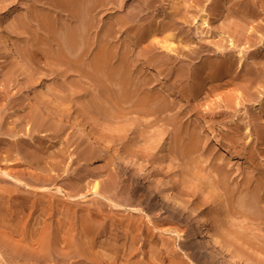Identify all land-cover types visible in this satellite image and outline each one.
<instances>
[{
  "label": "bare ground",
  "instance_id": "obj_1",
  "mask_svg": "<svg viewBox=\"0 0 264 264\" xmlns=\"http://www.w3.org/2000/svg\"><path fill=\"white\" fill-rule=\"evenodd\" d=\"M29 1L24 0V2ZM32 1L35 4L34 5L33 3H31V7L32 9H34V12L35 10L39 9L40 11L41 9L39 8L38 3H41L40 5L47 4L50 8H52V10H56V23H53L50 18L46 19V17H42L41 13V15H38L39 19L41 18L42 20L41 23L43 24V27H45L46 32H52L53 29H55L57 33L58 31H60V33L62 34V37H60L59 41H57L59 43L56 42L57 45H59L57 46L58 48H56V52H54V54L56 53V72L59 70V68L62 69V67L65 66L69 72L78 74L80 73L82 77H89L91 82L92 80H94L95 84L97 82L96 85L98 88L95 87V89L99 90V94L96 90L98 97L95 96L96 99L92 98L95 99L94 105L91 103L96 112H98L97 109H99L103 114L107 112L109 113V109L108 107H106L109 102L112 104L111 106H116V104L119 105L123 102L125 103V105H128L122 106L124 111L131 113V110L134 109L139 110L143 113L151 114L150 116H153L152 114H156L158 116V122L160 120H164L163 123L166 122V124L168 125L167 127L171 131L170 147L172 148V150L180 152L185 158L189 156L191 158V161H194L198 160L197 153H199L201 148L203 147L204 153H207V155H212V163L210 167L212 169V172H216L217 174H219V177L222 178L220 180L224 182H227V180L231 178V170L228 169V166L232 164L230 162L234 161L229 158L230 156L228 154L227 155L229 157L226 156V152H221L218 150V146L216 143H218L220 140H217L218 142L210 144L211 139L206 134V136L204 135V132L207 128L204 124L206 122V119L212 120L213 126H215L219 120L221 122L230 121L231 125L227 124L228 129H226L225 138L226 140L228 139L235 148H237L236 151L239 152L237 153L238 156L242 157L244 155V157H246V155L248 154L246 158V164L249 166L246 167L245 165V168L243 167V177L241 179L236 178L235 188L231 187L230 184H228V187L224 186L226 192L228 193V201L232 208L236 207V209H245V212L253 218H251L252 220H256L258 222L261 221L264 224V172L262 170V163H260L261 159L264 160V155H261V159L259 158V156V160L257 158V156L262 152V148L260 150V148L258 147H256L255 149L253 147V149L250 150V148H247V146L249 145H245L244 147H242L241 144L243 143V141L246 142L247 140V142H249L248 139H250V142H252V135L250 132V129L252 127L250 128L248 124H243V117L237 118L238 116H234L236 117L235 120L234 118L231 119L232 116H228V111L229 109L231 110L233 105L237 104L240 106V104H242V106H245L243 104H245L246 102H250V112L257 113L259 117L256 116L257 118H255H259V120L261 118V120L264 121V94L260 93L257 88L256 90L253 89L255 91L252 92L251 89L249 93L250 95H247L246 93L247 96H245L243 101H239L238 99L234 98V96L226 95V97L223 99V101L225 102L224 105H226L225 109H217L211 104L209 107H205V109L203 108L204 105L207 104L208 98L221 87L230 85L232 83L244 82L246 88L248 87L250 89L251 86H254V83L261 81V76L264 73V68H259L258 66L264 65V44L262 45V48L259 46V49H256V51L258 50V52L250 56V59L245 62L243 58L246 57L247 54L243 53V48L241 49V47L238 46V44L233 40H235L236 38L238 43H242L244 41L243 35L247 33L246 30L249 26L248 23L250 21L256 20L262 21V19H264V0H242V3L240 4L241 6L239 5V8L238 6L237 8L236 6H232L234 1L233 3H231L232 1L230 0H224L225 3L223 5H220V7H224L223 9H226L229 6V8L227 9V16H236L235 18L236 20H238V26L234 30L235 37L234 39H231L229 47H227L226 44L223 43L220 39L223 38V34L226 30L228 31L229 28L232 29V26L230 24L231 22L225 23L226 25L222 24L223 26L222 28H220V26L212 24V20H208L203 13L204 16L201 15L203 23L198 25L194 30L192 29V26L194 24L186 23L191 25L189 29L187 28L188 30H192V32L189 33L188 30H185L186 28L182 27V24L184 23H181V18L178 17V15L182 13L180 10L181 8L174 5H167V7L161 9V4L158 3L159 0H145L143 4L138 2V0H133L131 3H127L126 0ZM226 3H228V6ZM116 4L117 6L118 4H120L118 8L120 7L119 9L123 10L119 11L117 9V12L114 11L115 13L111 12L110 14L109 8L113 6L117 7ZM158 4L160 5L158 9L161 10L157 13H155L156 9L153 10L155 11V14H152L151 16L150 12H152V9L150 8ZM225 4L227 7L225 6ZM46 8L48 9V6ZM217 9L219 11L218 7ZM221 10L222 9H220V11ZM50 11L51 10L48 9V13ZM106 12L109 15V17L107 15V18ZM29 14H31V12H29ZM210 16L213 17L212 15ZM26 17H28V15ZM217 17H213L216 23L218 20H220V18ZM237 17L239 18L237 19ZM19 21L21 22V20ZM55 26L56 28H54ZM124 31L127 32L126 38H124V36L122 35ZM252 32H249L250 34L247 33L248 38L246 37L248 39L247 43L250 44H253L255 42L257 43L259 41L256 39V37H254ZM159 34H161L163 37L160 38ZM262 38L263 36H261V39ZM198 39L204 40L203 42H206L201 43ZM260 43H262V41ZM238 49L240 50L239 56L238 53H236V51L238 52ZM40 51L41 50L36 46L35 49H32L30 51L29 55L33 58H36L38 57L37 55H39L38 53ZM173 52L176 53V56L180 57H184V55L182 56L181 54L186 53L193 57L194 55L197 56L198 54H206L208 58L204 61L203 64H201L200 67H198L199 69L195 68L196 70H192V72L188 73L186 71V68L184 67V62H182L183 59H180L179 57L173 55ZM218 52L220 53V55H218ZM0 53V56L4 59L9 55L17 56L20 62H23V60L26 61L28 56H26V59L24 57L22 58L21 53L18 51L17 47H15L11 37L7 33H3L1 36ZM254 57L256 58V60H251ZM58 63H60L61 65L63 64L62 67ZM58 65H60V67H58ZM253 65L257 66L253 67ZM86 67L90 69L89 72L86 71ZM192 67L194 66H191L190 68L192 69ZM66 69L63 70V72L66 71ZM61 71L59 73H61ZM66 73L68 72L66 71ZM66 75L67 74H64V77ZM80 75L78 76L81 77ZM162 75L164 76V78L161 80L159 77ZM74 76L75 75H73V78ZM70 77L71 76H69V78ZM26 78L28 79L29 77ZM23 79H25L24 76ZM27 79L24 81L26 83L21 84V91L23 92V94L29 95L32 100L31 103L26 105L31 109V119L37 125V128L35 127L34 132H36L38 137H41L43 139L47 132L53 131L54 129L53 133H56V138H63L65 136L66 129L73 128L77 136L85 144L84 148L79 147V145L77 148L83 152V155L86 158L93 159L94 157H97L102 160L104 158L106 159V157H109L114 161V164H112V166L115 167L117 173H119V176L122 177V180L120 177L119 178L120 182L124 183L121 184V189L123 190L122 195H125V197L122 203L109 198L106 195H102L107 199V203L109 202V205L112 206L111 207L107 205L108 207H111L112 210L123 209L124 213L136 211L139 214H143V212L145 211L144 207H135L130 203L136 201L139 197L144 195L146 197L144 199L145 202L148 201L147 204L149 209H166L165 211L169 212L171 217L175 218H181L182 214H187V211L182 204L184 200L180 195L177 194L174 187L171 188L168 192H165L164 190L163 192L161 189H159L157 185L158 182H155L152 179L149 180V187L148 185L146 186V184H144L145 182L143 180L145 178L142 174L145 173H141L142 171H140L141 169H139L138 167V164L140 163L137 159L138 156L136 155L134 157V155L131 154H136L139 146H136V148L131 146L121 148L119 147L121 145L117 146V144H119L118 141L120 140H117V142H115L116 144L112 143L114 142L112 141V139L114 140V138L111 139L110 136H107L106 134H108V132H105L104 128H102L101 122L104 120L102 116L99 113L97 114V116L99 115V117L101 116L102 118L101 122H98L99 120L96 118L97 116H92L90 112L91 110L87 109L92 105L87 106L86 109L85 107L83 108V111H81V114L83 115H77L76 118H72V114L64 104V92L66 89V95L68 96L73 89V85H71L72 89H70V86L69 88H63L64 90L62 94L60 93L62 91H59V94L58 96L56 95L55 99L49 92V90H46L42 82L37 81L35 90H33L31 88L32 85L30 86L29 83L30 80ZM0 80L2 79L0 78ZM154 80L157 81V84H159V86L156 85V82ZM195 80L200 81L196 83ZM86 81L88 82L89 80ZM90 81L88 83H90ZM78 82L80 83L81 81ZM76 86L77 85H75V88ZM94 86L92 89H94ZM92 89L90 90L92 91ZM40 91H45L46 95H40ZM82 91L79 92V95L80 93H82ZM239 95L241 96L242 94L240 93ZM74 99L78 100V98ZM68 100L69 99L67 97V101ZM103 102H106V105L102 104ZM84 103L86 102L84 101ZM214 104H217L221 107L223 106L222 103L218 101H216ZM239 110L240 109H238V111ZM8 113L10 114V116H12L14 110L9 111ZM93 113L95 114V112ZM111 114L115 115L114 113ZM211 114L213 115L211 116ZM106 117H108V115H106ZM252 117L254 118V116ZM108 118L111 119V117ZM251 118L249 117L250 120ZM255 118L252 119L254 121V124L256 123ZM22 121L23 120L17 118L15 124L11 125L9 119L2 118L0 120V134L9 135L11 137H15V139L18 140V138L16 137L22 136L20 134V131L22 132L23 129ZM54 122L56 123V126L53 128V125L55 124ZM110 128L111 127L107 129ZM113 129L114 128H111V131ZM42 130H46L47 132L39 136L40 134L38 133H40V131L41 133H43ZM261 130L263 131V129ZM113 133H116L115 130L113 131ZM261 136H257L259 140L264 139V137ZM71 137L72 135L69 134V136L67 137L68 143L75 141ZM113 137H115V135ZM123 139L125 140V138ZM226 140L225 142H227ZM76 141H78V139H76ZM261 142L263 141H260V143ZM78 143L81 144V142L79 141ZM204 143L205 145H208H206L205 147L203 146ZM48 144H44L42 140H39V143L36 144H28L19 143L16 141L6 143L2 139H0V151L2 153H5V158L3 159L4 162L2 163V161L0 160V224H2L7 230L6 231L0 229V245L3 248L9 247V250L10 248L12 249V252L14 254H11L10 260H21L18 258L24 257L25 254L23 255L22 250L11 246L6 240L7 236L13 238L15 234H18L23 235L25 238L33 239L34 237H37V234H42V241L38 238L42 244L41 249L42 251H44V253L47 254V256H51L52 250L56 249V263H64L65 256L68 255V253L72 249H75V251L81 258L77 262V264H118L117 260H119L118 254L121 251V246L127 244L129 253L126 257L127 259L121 262V264H142L140 258L136 256V243H134L133 240L130 242L128 240L127 242L125 240H122L115 234H110L105 238L98 239L96 237V230L92 225L97 224V220H104L111 221V224H123L128 228H139L140 226L138 224H142L141 221L127 215H122L120 217H116V215L115 217L111 216L110 218H106V214L104 212L105 205L100 201L97 202L96 208H79L81 221L79 223H76L74 218H76L77 216L74 215L78 214L77 207L79 206V198H81V196L78 197L70 193L68 194L67 190L65 191V188L57 185L56 183L55 197L53 196V194L49 193L50 190L47 191V185V187L45 185H39L41 183L51 181L52 175H43L38 171L30 170L33 165L32 162L29 163V161V168L27 166L28 164L25 165V163L22 164L21 162H14L9 164L6 162L8 158L13 157L16 153L21 154V151L29 157L37 158L38 154L35 148H40V150L44 153H50L49 156L53 159L52 161L56 163L57 167L62 165L65 160L67 146L60 147L56 150L51 151V146H49ZM239 147L241 149H238ZM234 152L232 155H234ZM148 154L149 157L150 153ZM197 163L198 162L196 161V165L194 164V169L200 168ZM133 183L137 184L138 186L134 185ZM222 184L225 185L223 182ZM82 185H80L79 187L81 188ZM93 186L95 187V192L99 193V182L95 181ZM23 188L26 189L24 190ZM58 193H61V195L62 193H64V196L67 197L60 198L58 196ZM84 196L85 195H82V197ZM217 200L215 203V210L213 208L215 214L212 216L211 213L203 210L201 223L200 220L197 219V217H193L192 215L188 216L187 224H190L193 230L191 233H189L190 238L186 243L189 244V247H192L193 249H198V247H200L203 242L209 245H211V243H214L217 249H220L223 253H226L229 256L228 260L231 263L238 262L239 256H242L241 258L249 262V258L247 257L248 254L245 255V252H243L242 254L243 250L240 251V248H238L237 245L226 242V240L224 239L226 238L224 237V232L222 231V229L218 230V227H216L215 224H225V221L223 219L225 213L222 207L223 204L221 203V205L217 202ZM55 202L56 208L54 207ZM237 211L239 210H236L235 212ZM72 216H74V218H72ZM55 218L56 237L54 240V238L52 237V224H54ZM69 224L83 225L80 229L74 230ZM196 224H202L203 231L206 232L209 239H202L203 233L200 230V227H198ZM177 235L181 238L183 234L180 231H177ZM149 243H151L152 257L160 260V262L164 264L166 262V259L163 251L166 250V248H170V244L167 241L161 243V246L160 244L155 245L156 243L153 241H150ZM20 249H33L34 252H37L34 247H31L28 244L21 246ZM101 250L103 251V253L101 252ZM194 253L196 255L201 254L200 250L194 251ZM260 259L262 260L263 258ZM29 260L32 261L33 264H35V260L30 259V257L28 261ZM215 261H213L212 263H214Z\"/></svg>",
  "mask_w": 264,
  "mask_h": 264
},
{
  "label": "rangeland",
  "instance_id": "obj_2",
  "mask_svg": "<svg viewBox=\"0 0 264 264\" xmlns=\"http://www.w3.org/2000/svg\"><path fill=\"white\" fill-rule=\"evenodd\" d=\"M11 1L10 0H7V1H4V0L1 1L0 0V2H1V4H0V35L2 36L3 33H7L11 37L15 47H17L18 51L21 53L22 58L24 57L26 59L27 55L29 57L27 56L28 60L26 59V61L23 60V62H20L18 57L14 56V55L13 56L9 55L5 59L0 56V75H1L0 78L2 79V80H0V93H1L0 94V120L2 118H7L10 120L11 125L15 124V121L17 118L23 120L22 121L23 122V129H22V132L20 131V134L22 136L16 137V138H18V140H16L15 137H11L9 135H1V134H0V139H2L6 143L16 141L19 143H28V144L29 143H35L36 144V143H39V140H42L44 142V144L49 143L48 145L51 146V148H50L51 151L56 150L60 147H66V146H67V151L65 154L64 162L62 163V165H60L58 167L56 166V163H54L52 161L53 159L49 156L50 153H47V152L44 153L43 151L40 150V148H35V150L37 151V154H38L37 158L29 157L21 151V154L16 153L13 157L8 158L6 160V162L9 164L14 163V162H19V163L21 162L22 164L25 163V165H27L28 161H29V163L32 162V165H33L30 168V170L38 171V172L42 173L43 175H50V176L52 175L51 181L41 183L39 185H41V186L47 185L48 186L47 191L50 190L49 193L53 194V196H55V197H56V183H57V185L65 188V191L67 190L68 194L70 193V194L78 196V197L81 196V198H79V201H80L79 206L77 207L78 208V214L74 215L77 217L74 218V216H72V218H74L76 223H79L81 221V215H80L79 208L80 209L82 207L96 208L97 202H100V201L102 203H104V205H105L104 212L106 214L105 215L106 218L107 217L110 218L111 216L115 217L116 215H117L116 217H120L122 215H127V216H130L132 218H135V219L141 221L142 224H138L140 226L139 228L138 227L137 228H135V227L128 228L127 226H125L123 224L122 225L121 224H111V221H104V220H97V224H92V225L94 226V229L96 230V233H97L96 237L98 239L105 238L106 236H109L110 234H115V235L119 236L122 240H125L127 242H128V240H129V242L133 240L134 243H136L135 244L136 256H138L140 258V260L142 261V264H163L160 262V260H157V259L152 257L151 243H149L150 241L155 242L156 243L155 245L160 244V246H161V243L166 242V241L170 244V248H166V250L163 251L164 255H165V259H166V262L164 264H240V262H241V264H260V263L264 264V260H263L264 259V224L261 221L258 222L256 220H252L253 218L250 217L245 212L246 211L245 209H243V210H242V208L236 209V207L232 208L229 204V201H228V193L226 192V189L224 188V186L228 187V184H230L231 187L235 188L236 187V184H235L236 178L241 179L243 177L242 172H243V169L245 168V165H246V167L249 166L246 164V158H247L248 154L246 153L247 154L246 157H244V155L242 157L238 156L237 153H239V152L236 151L237 148H235L232 145V143L228 139L226 140V138H225L226 129H228V125H231L230 121L229 122H221L219 120L218 123L216 122L217 124L215 123L216 125L214 124L216 126L215 127L212 125V120L206 119L205 120L206 122L204 124L205 127H207L205 132H204V135L206 134L211 139L210 144L211 143L213 144V143L218 142L220 140L218 143H216L218 146V150L221 152H226V156L229 155L230 157L229 156L228 157L234 161V162H230L232 164L228 166L229 167L228 169L231 170V174H230L231 178L228 179L229 181L227 180V182H224V181L220 180L222 178L219 177V174H217L216 172H212V169L210 168L211 163H212V155H207V153H204L203 147L201 148L200 152L197 153L198 157L197 156L196 157L198 160H194V161L193 160L191 161V158L189 156H187V158H185L180 152H177L176 150L175 151L172 150V148L170 147L171 146V136H170L171 131L167 127L168 125L166 124V122L163 123L164 120L159 119L160 121L158 122V116L156 114H152L153 116H150L151 114L143 113V112H140L139 110H134V109L131 110V113L124 111L122 106H128V105L127 104L125 105V103H123V102H122L123 104L122 103H120L119 105L116 104V106H111L112 104L110 102L108 103L109 105L108 104L106 105V102L102 103V104L106 105V107H108L110 114L108 112L105 114L108 115V117H111V119L106 117L105 114L101 113L100 112L101 110H99V109H97L98 112H96L93 105H94L95 99H96L95 96L98 97L97 95L99 94V92H98L99 90L95 89V87L98 88L96 85L97 82L95 84L94 80H92V79H91L92 80V82H91L89 77L88 78H85V76L82 77L80 75V73L78 74V73H74V72H69L66 69V67L65 66L62 67L63 64L61 65L60 63H58V64L61 65L62 69L59 68V70L56 72V68H57L55 65L56 64V62H55L56 61V53L54 54V52H56V48H58L57 46L59 44L57 45V43H59V42H57V41H59V38L62 37L61 36L62 34L60 33V31H58V33H57L55 29H53L52 32H50V31L46 32L45 27H43V24L41 23L42 20H41V18L39 19V16H38V15L42 14V17L44 16V17H46V19L50 18V20L53 23H56V21H55V19H56V12L55 11L56 10L55 9L52 10V8H50L49 5H47V4L46 5H43V4L40 5L41 3H38L39 8H41V9H40V11L38 9V10H35V12H34V9H32V7H31L32 6L31 3H33L32 0H30V1L25 0V1H29L30 3L24 2V0L23 1L22 0L21 1H18V0L15 1L14 0L12 2ZM132 1L133 0H130V1L126 0L127 3L128 2L131 3ZM141 1L138 0V2H140L142 4H143V2H145V0H141ZM230 1H232L231 3H233V1H234L232 6H234V7L236 6V8H237V6L239 8V5L242 3V0H230ZM243 1H248V0H243ZM168 2H170V3H168ZM27 3L29 4V6ZM158 3L161 4V7L158 4V5L150 8V9H152L151 10L152 12H150L151 16H152V14L159 12L162 8L167 7V5H172V6L174 5L176 7L181 8L180 10L182 13H180L178 15V17L181 18L180 22L184 23V24H182L183 26L182 25L181 26L186 28L185 30L189 29V27L191 26L190 25L191 23L194 24L192 26L193 30L195 28H197L198 25L203 23L202 16L205 15L208 20H212L211 21L212 24L218 25V26H220V28H222V26L225 23L231 22L230 24L232 26V29H230V28L228 29L226 27L228 29V31L226 30L225 33L223 34V38L220 39L223 43L226 44L227 47H229L231 39H234V37H235L234 30L238 26L237 25L238 20H236V18H235L236 16H232V15L227 16V13H228L227 9L229 8L228 3H226L228 7L225 4V6L227 7V8L225 7L226 9H223L224 8L223 6L220 7V5H223L225 3L224 0H159ZM119 5L120 4H118V6ZM47 6H48V9L51 10L49 13H48V9L46 8ZM116 6H117V4H116ZM118 6L117 7L113 6V7L109 8L110 14H111V12H114L117 9L119 11L123 10V9H119L120 7L118 8ZM159 7L161 9H158ZM217 7L219 8V11H218ZM211 8H215V9H211ZM127 9H131V8H127ZM220 9H222L223 11L222 10L220 11ZM153 10H155L156 12ZM41 11H43V12H41ZM18 12H19V14H18ZM29 12H31V14H29ZM205 12H206V14H205ZM26 13H28V14H26ZM203 13H204V15H203ZM27 15H28V17H26ZM107 15L108 14L106 12V18H107ZM210 15H212L214 18H216L218 15L217 18H220V20L223 22L218 20L216 23V21H214V18L211 17ZM36 17H37V19H36ZM108 17H109V15H108ZM221 17H223V18H221ZM8 18H10V19H8ZM150 18H152V17H150ZM182 18H184V19H182ZM238 18L239 17H237V19ZM19 20H21V22ZM47 21H49V20H47ZM143 21H145V20H143ZM250 22L248 23L249 26L247 27L248 29L246 30V32L248 34H250L253 31L252 34L259 41L257 43L255 42L253 44L247 43V40H248L247 39L248 38L247 33H246L247 35L246 34L243 35L244 41L242 43H238L236 38H235V40H233L238 44V46L241 47V49L243 48L242 49L243 53L247 54V56L243 58V60H245V62L250 59L249 58L250 56H252L254 53L258 52V50L256 51V49H259V46L262 48V45L264 44L263 43V41H264V19H262V21L256 20V21H250ZM186 23H190V24H186ZM260 26H261V28H260ZM54 28H56V26ZM255 30H258V31H255ZM188 32L190 33V32H192V30L190 29V30H188ZM260 32H261V34H260ZM126 33H127L126 31H124V33H122L124 38L127 37ZM160 35L161 34H159L160 38L163 37L162 35L161 36ZM255 35H257V36H255ZM1 36H0V43H1ZM261 36H263L262 39H261ZM198 40L201 43L206 42V41L203 42L204 40H200V39H198ZM224 40H226V41H224ZM260 40L262 41V43H260L261 42ZM36 46L41 51L38 53L39 54V55H37L38 57L33 58L29 55V53L32 49H35ZM239 49H238V52L236 51V53H238V56L240 55L239 53L241 50V49L240 50ZM175 54L176 53L173 52V55H175ZM257 54H259V53H257ZM181 55L182 56L184 55V57H180V56H176V55L175 56L179 57L180 59H183L182 62H184V67L186 68V71L188 73L192 72V70L194 71L196 69H199L198 67H200L201 64H203L204 61L208 58V56L206 54H203V55L198 54L197 56L194 55V57L190 56L186 53L181 54ZM218 55H220V53ZM187 56H189V57H187ZM251 60L254 61V60H256V58L254 57ZM60 65H58V67H60ZM191 66H194V67H192V69H191L190 68ZM255 66H257V65H253V67H255ZM258 67L264 68V65H260ZM65 69L68 73H66V71L63 72V70H65ZM89 70L90 69L88 67H86V71L89 72ZM31 71H33V72H31ZM60 71H61V73H59ZM64 74H67V75L64 77ZM73 75H75L74 78H73ZM78 75H80L81 77H79ZM23 76L25 79H23ZM25 76L29 77V78L27 79ZM69 76H71V77L69 78ZM65 78H67V79H65ZM155 78H158V77H155ZM159 78L162 80L164 78V76L162 75ZM26 79L30 80L29 83H30V86L32 85L31 88L33 90H35V87L37 85V81L42 82L43 85L45 86L46 90L48 89L49 92L52 94V96L55 99H56V95L58 96L59 91H62V92H60L62 94L63 90L65 88H67V87L69 88V86H70V89L73 88L71 93L69 92L70 94L68 96L66 95L67 90L65 89L64 95H65L66 100L63 98L65 101L64 104L68 108L69 112L72 114L71 115L72 118H76L77 115H83V114H81V111H83V108L85 107V109H86L87 106H90L93 104L92 106H90V108L88 107L87 109L91 110L90 112H91L92 116H95V115L97 116L98 113L102 116V118L104 119L102 122H101V119H102L101 116L99 117V115H98L97 117L96 116L95 117L99 120L98 122H101L102 128H104V131L108 132V134H106V135L110 136L111 139L114 138V140L112 139V141H114L112 143H115V142H117V140H120V141H118L119 144H117V146L121 145V146H119L121 148H126L129 146L136 148V146L137 147L139 146V149H138L139 151L137 150L136 154H134V153H131V154L134 155V157L136 155L138 156V158L136 157L138 159V161L140 162L138 164V167H139V169H141L140 170V171H142L141 173H145V174H142V175H144V178H145L143 180L145 182L144 184H146V186L148 185V187H149V182H150L149 180L152 179L155 182H158L157 185H158L159 189H161L162 191L164 190L165 192H168L171 188L174 187L177 194L180 195L184 200V202L182 204L184 205L183 207L186 209L187 214H182L181 218H179V217L175 218V217H171L169 212L165 211L166 209H164V210L153 209L152 210L150 208L151 209L150 210L148 207V204H147L148 201L145 202V200H144L146 198L144 195L141 196L142 198L139 197L136 201H133L132 203H130L131 205H134L135 207L136 206L139 208L144 207L145 211L143 212V214H141V213L139 214L136 211L124 213L123 209L112 210V208H111L112 206L109 205L110 204L109 202L107 203V199L104 198L102 195H106L107 197L112 198V199H114L118 202H122V203H123V199L125 197V195H122L123 190L121 189L122 188L121 184H124V183L120 182V178L122 180V177L119 176V173H117L115 167L112 166V164H114L113 163L114 161L109 157L108 158L106 157V159L104 158L102 160L100 158H97V157H94L93 159L86 158L83 155V152L77 148L78 145H79V147L84 148L85 144L77 136V134L75 133V130L73 128H67L66 132H68V133L65 132V136L63 138H61V137L56 138V133L55 134L53 133L54 129H53V131H49L50 133L47 132L46 130H42L43 133H41V131H40V133H38V134H40L39 136H41L42 134L47 132L46 135L44 137L42 136L43 139L41 137H38L36 132H34L35 127L37 128V125L31 119L32 118L31 109L29 108V106L27 107V105H26V104L31 103L32 100H31L29 95H27V94L25 95L21 91V84L26 83V82H24ZM82 79H84V80H82ZM86 80H89L91 84L88 83L89 81L87 82ZM78 81H81L82 83L81 82L79 83ZM154 81L156 82V85L159 86V84H157V81L156 80H154ZM199 81L200 80H197V81L195 80L196 83ZM65 82H66V84H65ZM59 83L62 86H60ZM71 85H73L72 88H71ZM75 85L78 86V89H77V86L75 88ZM80 85H82L83 87ZM253 85L254 86H251L250 89L248 87H247L248 88L247 89L246 86L244 85V82H242V83L239 82V83H232L230 85H226L224 87H221L218 90H216L214 92V94H212V96H210L208 98V102L206 105H204L203 108L205 109V107H209L211 104L213 107H215L217 109H221V108L225 109L226 105H224L225 102L223 101V99L226 97V95L234 96V98L238 99L239 101H243L245 96L250 95L249 93H250L251 89H252L251 90V92H252V91H255L257 88V90L260 93L264 94V73L261 76V81H258L256 83H254ZM93 86H94V89H92ZM60 88H61V90H60ZM90 89H92L93 92ZM253 89H255V90H253ZM80 90L81 91L83 90V91L79 95V92H81ZM96 90H97L98 94L96 93ZM2 91H3V93H2ZM85 91H88V92H85ZM40 92H38V93H40ZM240 93L242 94L241 96L239 95ZM246 93H247V95H246ZM43 94L46 95V92L42 91L40 93V95L44 96ZM76 94H77V96H76ZM67 97L72 102H70L69 100L67 101ZM74 98H76V99L78 98V100H75ZM92 98H95V99H92ZM84 101L87 104L84 103ZM216 101L221 102L223 106L221 107V106H218L217 104H214ZM74 102H75V104H74ZM71 103H73V104H71ZM236 105L237 104L233 105L231 110L229 109L228 116L229 115H230V117L232 116L231 119L234 118L235 120H236V117H234V116H238L237 118L243 117L242 118L243 124L244 125L248 124L250 126V128L252 127L250 129L251 130L250 132L252 135V137H251L252 142H250V139H248L249 142H247V140H246V142H244L242 140L244 144L241 142L242 143L241 146L244 147L245 145L246 146L249 145V146H247V148H250V150H252L253 147H254V149L256 147H258V148H260V150L262 148V152L257 156V158L260 156L259 158L261 159L262 158L261 155H264V139L259 140L258 137H260L261 135H262L261 137H264V121H262L261 118H260V120H259V118L256 119L257 117H259V115L257 113L250 112V110H251V108L249 107L250 102H246L245 104H243L245 106H242V104H240L241 107L239 105H237V106ZM238 106H239V108H238ZM238 109H240V110L238 111ZM13 110H14V113L12 116H10V114L8 112L13 111ZM116 110L117 111L119 110L118 111L119 113ZM135 111H136V113H135ZM93 112H95V114ZM238 112L241 114H239ZM111 113H114L115 115H113ZM122 113H123V115H122ZM212 115L213 114H211V116ZM114 116H116V117H114ZM252 116H254V118L257 116L255 118V122H256L255 124H254V121L252 120V119H254ZM104 117H106V118H104ZM113 117H114V119H113ZM117 117H119V118H117ZM148 117L151 119H149ZM249 117L250 118L252 117L251 120L249 119ZM111 120H113V121H111ZM259 121H261V122H259ZM54 123H52V124H54ZM161 123H162V126H161ZM165 125H166V127H165ZM255 125H257V126H255ZM55 126H56V123L53 125V128ZM158 126H161V127H158ZM105 127H106V129H105ZM109 127L114 128V129L111 131V128L107 129ZM261 129H263V131ZM114 130L119 135L116 133H113ZM258 132H260V133H258ZM69 134L72 135L71 138H73L75 141L68 143L67 137L69 136ZM114 135H115V137H113ZM123 138H125V140ZM76 139H78V141L81 142V144H79L78 141H76ZM257 139H258V141H257ZM126 140H128V141H126ZM225 140L227 142H225ZM260 141H263V142L260 143ZM206 145H208V144H206ZM206 145L204 143L203 146L206 147ZM254 145H256V146H254ZM240 147L238 149H241ZM226 148H227V150H226ZM228 150H229V153H228ZM233 152H234V155H232ZM148 153H150L149 157H148V155H149ZM138 154H140V155H138ZM4 155H5V153H2L0 151V160L2 161V163L4 162V160H3L5 158ZM140 156H142V157H140ZM151 156H152V158H151ZM147 158L148 159L150 158L151 160L150 159L148 160ZM259 158H258V160H259ZM196 161L198 162L197 165H199L200 168L194 169V164L196 163ZM260 163H262L261 164L262 170L264 172V165H263L264 160L261 159ZM29 165L30 164L27 165L28 168H29ZM141 166H143V167H141ZM113 168H114V170H113ZM151 177H154V178H151ZM75 179H76V181H75ZM95 181L99 182V193L95 192V187L93 186ZM221 181L225 185H223ZM134 183H136V182H134ZM231 183L232 184L234 183V184L232 185ZM80 185H82L81 188L79 187ZM134 185L138 186L137 184H134ZM170 185H171V187H170ZM130 186H131V184H130ZM178 192H180V193H178ZM82 195H85V196L82 197ZM58 196L60 198L67 197V196H64V193H62V195H61V193L60 194L58 193ZM226 196H227V199H226ZM98 199H99V201H98ZM195 199H197V200H195ZM141 200H142V202H141ZM199 200H200V202H199ZM216 200L218 203L223 204L222 207H223V211L225 212L224 218H223L225 221V224H215L216 227H218V230L222 229V231L224 232V235H225L224 237H226V238H224L226 240V242H228V243L230 242L231 244L237 245V247L240 248V251L243 250L242 254H243V252H245L244 253L245 255H247V254L249 255V256L247 255V257L249 258V262H247L245 259L241 258L242 256L241 257L239 256L238 262L231 263L228 260L229 256L226 253H223L220 249H217V247L214 243H211V245H209V244H206L203 242L202 245H200V247H198V249L197 248L193 249L192 247H189V244L186 243L187 241H189V238H190L189 233H191L193 230L191 225L187 224L188 223V216L192 215L193 217H197V219L200 220V223H201L203 210H206L208 213H211L212 216L215 214L214 210H215ZM55 201H56V199H55ZM107 205H109L111 207H108ZM54 207L56 208V202L54 203ZM213 208H214V210H213ZM236 210H239V211L235 212ZM55 216H56V214H55ZM48 225H50V224H48ZM69 225H71L72 229L75 230V229H80L83 224H69ZM196 225L198 227H200V230L203 233L202 239L203 240L209 239L206 232L203 231L202 224H196ZM221 225H223V226H221ZM0 229L6 230L2 224H0ZM52 231H53L52 237L55 240V237H56V218L54 220V224H52ZM177 231H180L183 234L181 238L177 235ZM17 235L18 234H15L13 236V238H10L9 236H7L6 240L11 246H14L15 248H17L19 250H22L23 255L25 254L26 257L24 256V257L18 258L21 260H15V259L10 260L11 254H14L12 252V249L10 248V250H9L8 249L9 247L3 248L0 245V247H1L0 248V264H33L32 261H30V260L28 261L29 257H30V259L35 260L34 261L35 264H77V262L81 259L80 256L78 255V253L75 251V249H72L68 253V255L65 256V262L64 263H56V261H55L56 249L52 250L51 256H47V254L44 253V251H42V249H41L42 234L41 235L37 234V237L36 238L34 237L33 239L25 238L23 235H18V236ZM25 244H28L31 247H34L37 252H34L33 249H31V250L30 249H20V247L24 246ZM205 244H206V246H205ZM197 250H200V252H201L200 255H196L194 253V251H197ZM28 251H29V253H28ZM101 252L103 253L102 250H101ZM9 253H10V255H9ZM128 253H129V249L127 248V244L124 246H121V251L118 254L119 255V260H117L118 264H121V262H123L127 259L126 257L128 256ZM257 257H259V258H257ZM260 258H263V259L261 260ZM215 259H216V261H215ZM213 261H215V262L212 263Z\"/></svg>",
  "mask_w": 264,
  "mask_h": 264
}]
</instances>
